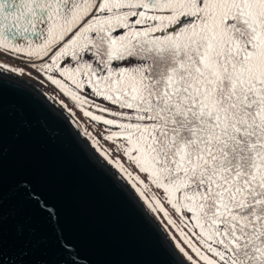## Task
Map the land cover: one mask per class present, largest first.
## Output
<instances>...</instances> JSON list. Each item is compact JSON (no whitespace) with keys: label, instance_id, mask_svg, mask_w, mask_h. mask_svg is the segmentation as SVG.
Wrapping results in <instances>:
<instances>
[{"label":"snow or ice","instance_id":"1","mask_svg":"<svg viewBox=\"0 0 264 264\" xmlns=\"http://www.w3.org/2000/svg\"><path fill=\"white\" fill-rule=\"evenodd\" d=\"M0 56L104 128L176 264H264V0H0Z\"/></svg>","mask_w":264,"mask_h":264},{"label":"water","instance_id":"2","mask_svg":"<svg viewBox=\"0 0 264 264\" xmlns=\"http://www.w3.org/2000/svg\"><path fill=\"white\" fill-rule=\"evenodd\" d=\"M22 185L56 218L49 219ZM61 235L71 256L60 246ZM0 239L4 264H176L178 258L157 222L65 113L33 85L2 71Z\"/></svg>","mask_w":264,"mask_h":264},{"label":"rangeland","instance_id":"3","mask_svg":"<svg viewBox=\"0 0 264 264\" xmlns=\"http://www.w3.org/2000/svg\"><path fill=\"white\" fill-rule=\"evenodd\" d=\"M0 63L5 65V68H0V71L7 73L29 85H33L39 91H41L44 94V96L48 98L57 108H59L63 113H65V115L69 118V120L72 122V124L76 128L79 137L87 144L89 148H91L94 151V153L97 155V157L100 160H102L107 166H109L121 178V180L127 185V187L132 191L135 197L139 200L142 206L147 210V205L139 197V194L136 193L135 190L131 187L130 183L127 180H125L124 177L121 174H119L118 170H116L108 162V160L101 154V152L97 149V147L92 143L91 138L84 135V129H87V131L92 134V137L99 139L101 148L113 149L114 145L112 144V142L107 141L102 138L101 133L104 132V128L100 125L93 123L88 117L84 116L83 111L76 106V103L72 101L71 98L65 96L55 85H52L51 82L46 79V77H44L42 74H37L36 71L32 69L31 67L25 66L23 63H20L19 60L11 56H0ZM12 68L17 69V71L16 72L10 71ZM61 101L63 102V104H61ZM95 102L103 103L102 101L98 99ZM64 105H66L67 107L65 108ZM68 109H71V112L74 113V115H71L68 112ZM117 156H119L120 159L124 161L126 167L131 168L133 172L136 171L135 168L132 167V165L128 164V162L125 160L122 154L113 151L112 152L113 159H115ZM152 191L156 192L157 190L153 188ZM147 194L151 195V193H147ZM157 195H160V193L157 192ZM165 207L168 208V210L171 212V209L168 205L165 204ZM147 212L160 226V228L162 229L163 233L166 236V239L168 240L170 245L173 247V242L171 241L169 235L165 233V230L161 227V223H158V219H159L164 224H167V220L163 217V214L161 213L157 217L156 214L150 213L149 210H147ZM172 215L174 219L177 218L175 213H172ZM177 222L179 223L178 220ZM168 232H170L171 235L175 236L177 240L181 239L178 233H176L175 230L171 229L170 227L168 228ZM173 249L179 256L178 251L174 247Z\"/></svg>","mask_w":264,"mask_h":264}]
</instances>
